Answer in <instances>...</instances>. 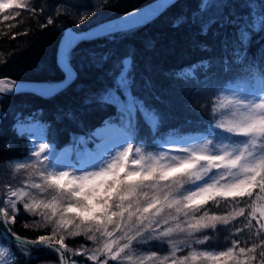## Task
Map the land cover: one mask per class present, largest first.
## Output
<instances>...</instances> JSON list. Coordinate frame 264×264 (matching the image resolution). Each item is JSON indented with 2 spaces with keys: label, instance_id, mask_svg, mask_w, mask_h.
Listing matches in <instances>:
<instances>
[{
  "label": "snow or ice",
  "instance_id": "6c2138e0",
  "mask_svg": "<svg viewBox=\"0 0 264 264\" xmlns=\"http://www.w3.org/2000/svg\"><path fill=\"white\" fill-rule=\"evenodd\" d=\"M246 6L247 19L228 14L208 22L235 30L230 43L241 64L253 35L264 31V0L258 11ZM61 8L44 16L47 6L39 0H0V23L15 21L0 35L23 24L25 15L39 28L54 25ZM143 17L126 18L106 34ZM88 18L79 15L77 23ZM28 27L11 39L27 35ZM82 38L87 36L67 34L64 78L41 95L52 97L71 86L77 75L73 52ZM192 72L177 75L188 78ZM115 88L131 90L127 64ZM19 90L16 80L0 78V94ZM107 96L118 107L120 127L115 134L111 126L93 133L102 141L96 149L79 138L59 153L42 141L27 156L0 165V226L12 235L16 250L21 255L50 250L60 264H264V67L249 68L209 99L213 122L196 140L160 135V113L137 98L122 102L110 89ZM141 121L150 129L149 139L140 134ZM156 146L159 151L152 150ZM22 213L38 217L25 229L47 231L34 239L12 231ZM77 237L86 243L66 242ZM0 264H19L16 252L0 246Z\"/></svg>",
  "mask_w": 264,
  "mask_h": 264
},
{
  "label": "trees",
  "instance_id": "16d2710c",
  "mask_svg": "<svg viewBox=\"0 0 264 264\" xmlns=\"http://www.w3.org/2000/svg\"><path fill=\"white\" fill-rule=\"evenodd\" d=\"M64 1L39 0L47 6L44 16L54 12ZM149 1L107 0L105 5L104 0H100L76 11L62 6L61 13L54 15V25L47 28H39L35 19L25 15L23 24L12 28L7 36L0 35V53H3L0 61H4L0 63V78L18 83L61 81L64 76L57 48L66 26L84 30ZM255 2L261 0H212L207 7L202 6L204 0H176L144 24L78 41L72 61L77 75L66 90L52 97L20 91L0 98V165L28 155L37 127L57 152L62 147L71 148L79 138L93 146L100 141L93 133L106 124L115 123L120 127L117 105L101 99L100 94L108 87L115 88L116 77L126 58L130 60L131 95L158 110L162 118L160 135L206 134L213 122L206 110L209 99H214L225 86L239 82L249 68L259 72L264 67V31L253 35L246 63L241 64L235 62L230 43L235 30L208 22L228 14L247 19L246 4ZM82 14H88L89 18L78 24L77 17ZM44 16L39 17L42 22ZM180 18L183 22L177 24ZM14 22L0 23V32L7 31L6 25ZM26 25L29 26L27 35L11 39L12 34L23 32ZM189 69H193L191 77L177 75ZM140 125V134L149 139L150 129L143 121ZM34 219L38 217L22 213L11 226L12 231L29 239L44 234L46 229L23 227L25 223L31 225ZM66 242L71 247L86 243L82 237L75 238V243ZM87 244L90 246L91 242ZM0 245L16 252L19 264H60L58 255L50 250L21 255L1 228Z\"/></svg>",
  "mask_w": 264,
  "mask_h": 264
},
{
  "label": "water",
  "instance_id": "95a60500",
  "mask_svg": "<svg viewBox=\"0 0 264 264\" xmlns=\"http://www.w3.org/2000/svg\"><path fill=\"white\" fill-rule=\"evenodd\" d=\"M175 1L176 0H151V1H149L143 5L135 7L133 9L123 13V14H120L118 16L107 18L105 20L97 22V23L87 27L84 30H75L69 25L66 26L64 29V32H63V34L59 40L58 48H57V59H58L59 65L62 68L64 44H65L66 36L69 32H72V33H75V34L81 35V36H87V38H93V37L100 36L102 34H106V29L108 27H113V25H123L126 18L128 20H132L135 18V16H144L143 18H141L138 21V23H130V24H127L123 27L115 29L113 31L128 29V28H131V27H134V26L148 22L150 19L154 18L155 16H157L158 14L163 12L167 7H169ZM131 14H135V16H133ZM57 83L47 85L45 83L20 82V83H18L19 88H20V90L18 92L30 91V92H35V93L41 94L40 92L46 90L48 87L55 85ZM5 95H7V94H0V98L5 96ZM0 228L4 232V235L9 239V241L14 243V238L12 237V235L9 232H6L4 227L0 226Z\"/></svg>",
  "mask_w": 264,
  "mask_h": 264
},
{
  "label": "rangeland",
  "instance_id": "374dc122",
  "mask_svg": "<svg viewBox=\"0 0 264 264\" xmlns=\"http://www.w3.org/2000/svg\"><path fill=\"white\" fill-rule=\"evenodd\" d=\"M100 0H65L64 1V3H62V4H60L61 6H63V7H66V8H68L69 10H71V11H76V10H79V9H81V8H84L83 6L84 5H91V4H96V3H98ZM210 1H212V0H209L208 1V4H210ZM260 3L261 2H255V3H252V8L253 9H256L257 11L259 10V6H260ZM129 62H130V60H129V58H126L125 59V63L124 64H127L128 65V67H129ZM119 75V74H118ZM237 83V82H236ZM45 84H47V83H45ZM232 84H234V83H231V84H229V85H227V86H225L224 88H223V90L225 89V88H227L228 86H230V85H232ZM47 85H50V84H47ZM111 90V93H112V95L113 96H115L116 97V99L117 100H120V101H124L125 99H127L128 101H132L133 100V96L131 95V92L128 90V89H121L119 92L116 90V88H113V87H108L106 90H104V91H102L101 92V94H100V98L101 99H103V100H110V98L107 96V90ZM222 90V91H223ZM109 126H111V129H112V132L115 134V133H117L118 132V130H119V127H117L118 126V124H115V123H109V124H106V125H104V126H102V127H100V129L99 130H96V132L97 131H103L105 128H107V127H109ZM42 131L37 127L36 129H35V132H34V134H33V136H32V139L34 140V144L35 143H38V142H46L45 140H44V137H43V135H42V133H41ZM203 135H206V134H193V135H183V136H181V135H169L170 137H173V138H185V139H189V140H196L198 137H200V136H203ZM102 141L100 140V141H98V142H96L93 146H90L89 144H88V147H89V149L90 150H94V149H96L97 147H98V145L101 143ZM173 145H171V144H169V145H165V147H172ZM70 148H61L58 152L59 153H63V152H65L66 150H69ZM160 150V148H159V146H158V148L156 149V150H154V151H159ZM0 246H3V245H0ZM4 248H7V249H9L7 246H3ZM73 259H76V260H78V261H81L83 258H79V259H77L76 257H73ZM87 264H91V262H87Z\"/></svg>",
  "mask_w": 264,
  "mask_h": 264
}]
</instances>
